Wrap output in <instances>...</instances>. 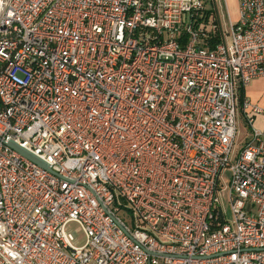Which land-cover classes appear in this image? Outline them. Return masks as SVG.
<instances>
[{"label": "built area", "instance_id": "obj_1", "mask_svg": "<svg viewBox=\"0 0 264 264\" xmlns=\"http://www.w3.org/2000/svg\"><path fill=\"white\" fill-rule=\"evenodd\" d=\"M238 1L228 43L211 0H0V264H264V0Z\"/></svg>", "mask_w": 264, "mask_h": 264}, {"label": "rangeland", "instance_id": "obj_2", "mask_svg": "<svg viewBox=\"0 0 264 264\" xmlns=\"http://www.w3.org/2000/svg\"><path fill=\"white\" fill-rule=\"evenodd\" d=\"M219 12H220V16H221L220 18L222 22V31L224 32L226 41L230 43V36H229L230 19L227 13L224 12L223 6L220 7ZM250 137H251L250 130L245 126V123L242 120L239 121L237 142L234 146V152L231 156L232 164H235L237 153L244 147L246 141L250 139ZM231 176H232V172L230 169H226L223 172L222 179H221V190L219 191V196H220L221 208L223 210V213L225 214L226 219L232 223L234 221V215H233L232 206L230 202V196H229ZM123 217H125V219H127L128 222H131L130 221L131 215L128 211L123 213ZM69 230L71 232H74L76 235V242H75L76 245L79 247L83 246L86 242V238L80 226L76 223H71L69 226Z\"/></svg>", "mask_w": 264, "mask_h": 264}, {"label": "crops", "instance_id": "obj_3", "mask_svg": "<svg viewBox=\"0 0 264 264\" xmlns=\"http://www.w3.org/2000/svg\"><path fill=\"white\" fill-rule=\"evenodd\" d=\"M221 3V4H220ZM212 9L218 19L220 30L222 31V22L220 16V7L223 6L224 12L227 13L230 21L237 22L239 20V1L238 0H211L208 5ZM223 32V31H222ZM245 96L252 103L264 106V77L255 79L245 91ZM259 128L264 127L262 119L257 121Z\"/></svg>", "mask_w": 264, "mask_h": 264}, {"label": "water", "instance_id": "obj_4", "mask_svg": "<svg viewBox=\"0 0 264 264\" xmlns=\"http://www.w3.org/2000/svg\"><path fill=\"white\" fill-rule=\"evenodd\" d=\"M11 146L15 150L20 152L23 156H25L26 158H28L29 160L34 162L35 164L43 167L44 169H46L48 171H51V167L45 161H43L42 159H40L37 156H35L34 154L30 153L29 151H27L26 149L22 148L18 144L12 143Z\"/></svg>", "mask_w": 264, "mask_h": 264}, {"label": "trees", "instance_id": "obj_5", "mask_svg": "<svg viewBox=\"0 0 264 264\" xmlns=\"http://www.w3.org/2000/svg\"><path fill=\"white\" fill-rule=\"evenodd\" d=\"M221 38H222V35L220 33V31L217 32V34L215 35V37H213L212 40H210L209 42V46L210 47H213L216 43L220 42L221 41ZM245 97V93H244V90L241 92V99H243Z\"/></svg>", "mask_w": 264, "mask_h": 264}]
</instances>
